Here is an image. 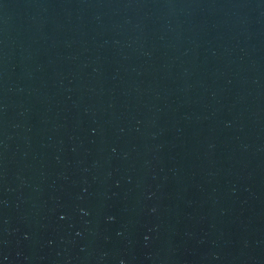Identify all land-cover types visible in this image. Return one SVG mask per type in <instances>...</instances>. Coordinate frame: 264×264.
Segmentation results:
<instances>
[{"label":"water","instance_id":"1","mask_svg":"<svg viewBox=\"0 0 264 264\" xmlns=\"http://www.w3.org/2000/svg\"><path fill=\"white\" fill-rule=\"evenodd\" d=\"M0 264H264V0H0Z\"/></svg>","mask_w":264,"mask_h":264}]
</instances>
